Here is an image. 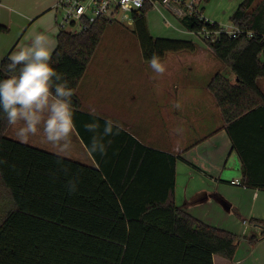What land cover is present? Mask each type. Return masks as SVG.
<instances>
[{
  "label": "trees",
  "instance_id": "16d2710c",
  "mask_svg": "<svg viewBox=\"0 0 264 264\" xmlns=\"http://www.w3.org/2000/svg\"><path fill=\"white\" fill-rule=\"evenodd\" d=\"M150 9L148 3L132 15L144 60L195 50L190 39L153 36L146 19ZM230 21L244 32L202 40L237 77L231 83L217 72L209 89L229 123L226 130L246 174L249 160L231 128L264 108V92L257 85L264 77V0H242ZM180 22L196 33L221 28L193 15ZM109 23L99 19L78 32L59 29L51 61L74 93L73 124L96 167L8 137L10 124L0 114V264H214V256L231 261L240 237L198 220L173 201L180 155L146 148L113 123L97 152L77 122L75 114L101 126L108 123L80 112L76 88ZM7 62L5 56L0 69ZM251 222L264 228L262 220ZM245 239L257 241L254 234Z\"/></svg>",
  "mask_w": 264,
  "mask_h": 264
},
{
  "label": "crops",
  "instance_id": "0c3cea01",
  "mask_svg": "<svg viewBox=\"0 0 264 264\" xmlns=\"http://www.w3.org/2000/svg\"><path fill=\"white\" fill-rule=\"evenodd\" d=\"M206 1L202 0V13L212 23L222 26L210 17L213 16L212 13L204 11ZM241 1L231 0L223 7V12L228 10V14H232ZM55 2L56 0H0V61L31 39L30 37L19 43V39L14 41L13 32L32 25L39 29L38 33L50 38L53 51L59 30L55 25ZM176 8L179 9V6L172 2L170 8L150 10L158 11L165 23L181 35L175 38L192 41L195 37L202 39L199 33L187 31L180 22L181 16L174 11ZM168 15L173 17L175 22L167 18ZM7 26L14 29L11 34H5ZM163 57L160 58L161 61L164 60ZM170 59L164 63V74L156 76L155 73L149 76L154 80L151 91L146 89V93H138L133 90L130 101L128 99L124 103L116 96L112 116L108 115L109 113H97L93 107L85 106L103 99L100 94L85 93L88 89L86 82L89 80V62L76 88L81 105L79 110L113 123L146 148L181 156L176 161L175 179L178 161L188 165L191 170L179 197L175 192L173 194L175 205L208 225L222 228L240 237L232 260L214 256V264H264V236L261 237L264 235V228L251 222V218L264 222V187H261L264 185V108L254 109L231 128L249 160L245 174L240 156L232 148L226 130L229 123L224 119L209 89V84L217 72L228 78L231 83L237 81L236 75L208 47L199 52L200 63L206 68L197 79L189 76L190 61L180 64L179 59H173L176 64L170 66ZM102 74L103 70L100 68L99 78ZM145 77L148 79L147 76H142L140 80H145ZM155 79L158 80L157 83ZM257 85L264 92V77L257 79ZM193 89H197L198 94H192ZM102 102L106 104L105 100ZM75 118L93 149L98 152L106 140V127L83 114H75ZM6 135L22 142L16 136V126L9 125ZM26 143L86 165L97 166L94 156L75 126L70 148L65 153L58 152L41 135L30 137ZM234 179H238L240 183H231ZM253 234L256 235L257 241L249 244L245 237Z\"/></svg>",
  "mask_w": 264,
  "mask_h": 264
},
{
  "label": "rangeland",
  "instance_id": "374dc122",
  "mask_svg": "<svg viewBox=\"0 0 264 264\" xmlns=\"http://www.w3.org/2000/svg\"><path fill=\"white\" fill-rule=\"evenodd\" d=\"M228 2H231V0H207L204 5V11L206 13H212L213 16L210 17L221 23L222 26L231 27V14H228V10L223 12V7ZM55 14L57 15L55 25L58 28V21L62 16V12L57 11ZM166 17L175 22L174 18L170 15ZM146 19L147 27L151 34L181 37L180 34L168 26V23H165L162 15L158 11L149 10L146 13ZM12 30L14 31V29H10L7 26L5 34H11ZM38 32L39 29L35 25L24 27L20 31L15 30L13 32L14 41L19 39L18 42L21 43L30 37L32 38ZM192 39L196 44L195 50L167 52L165 54L167 57H163L164 60L161 61L162 59H160V61L164 64L168 58H171L169 62L170 66L176 64L173 59H179L180 64H185L190 61L189 76L197 79L200 78L204 68H206L204 64L200 63L199 52L208 46L202 39L196 37ZM150 61L142 58L140 46L132 32L131 23H109L90 59L88 71L89 80L86 82L88 89L85 91L86 94H100L103 99L101 98L95 104H86L85 106L87 108L93 107L97 113H109L108 115L112 116L114 115L113 103L116 96L120 97L124 103L128 99L130 101L133 90H136L138 93H146V89L151 91L154 80L150 79L149 76L151 74L154 75L156 72L150 67ZM100 68L103 70V74L99 78ZM159 75L157 74L156 76ZM142 76H147L148 79L145 77V80H140ZM144 82L146 84L142 85ZM157 82L158 80L155 79V83ZM145 86L149 87L145 88ZM141 87L145 89H140ZM197 92V89L192 90V94H198ZM104 100L106 104H103L102 101ZM189 170L191 169L188 165L181 161L177 162L174 192L178 197L189 179Z\"/></svg>",
  "mask_w": 264,
  "mask_h": 264
},
{
  "label": "clouds",
  "instance_id": "9594fccd",
  "mask_svg": "<svg viewBox=\"0 0 264 264\" xmlns=\"http://www.w3.org/2000/svg\"><path fill=\"white\" fill-rule=\"evenodd\" d=\"M51 61L52 42L43 33L35 34L8 57L7 64L0 69L7 77L0 79V114L8 124L16 126V136L22 142L41 135L58 152L65 153L74 131V93L51 67ZM150 67L160 75L166 71L155 54ZM111 131L108 122L105 132Z\"/></svg>",
  "mask_w": 264,
  "mask_h": 264
},
{
  "label": "built area",
  "instance_id": "2783aa9c",
  "mask_svg": "<svg viewBox=\"0 0 264 264\" xmlns=\"http://www.w3.org/2000/svg\"><path fill=\"white\" fill-rule=\"evenodd\" d=\"M172 2L179 6V9L176 8L174 11L181 16L180 18L193 15L200 21L208 22L210 25L213 24L202 13V0H56L54 9L62 12V16L58 21L59 29L67 32H78L84 25L91 24L99 19H105L110 23L132 24V15L140 13L141 9L148 3L151 9L161 10L163 7L170 8ZM187 31L196 33L188 29ZM220 32H225L233 37L244 31L235 26H221L216 30L203 29L199 34L214 39ZM245 32L247 36L253 34L252 31ZM231 183L239 184L240 182L238 179H234Z\"/></svg>",
  "mask_w": 264,
  "mask_h": 264
}]
</instances>
